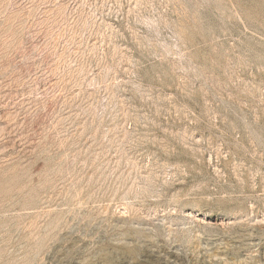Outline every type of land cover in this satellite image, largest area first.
<instances>
[{"label":"rangeland","instance_id":"374dc122","mask_svg":"<svg viewBox=\"0 0 264 264\" xmlns=\"http://www.w3.org/2000/svg\"><path fill=\"white\" fill-rule=\"evenodd\" d=\"M0 264H264V0H0Z\"/></svg>","mask_w":264,"mask_h":264}]
</instances>
